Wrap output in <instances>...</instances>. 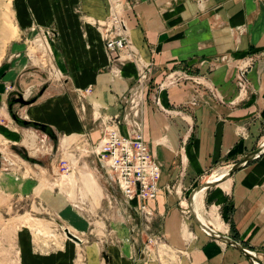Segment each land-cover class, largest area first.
<instances>
[{"label":"crops","instance_id":"obj_1","mask_svg":"<svg viewBox=\"0 0 264 264\" xmlns=\"http://www.w3.org/2000/svg\"><path fill=\"white\" fill-rule=\"evenodd\" d=\"M111 4L17 0L19 36L37 25L57 37L53 58L62 81L36 78L20 56L18 64L0 72V116L9 84L35 93V102L20 110L22 119L60 137L100 138L96 129L102 120L123 116L130 107L138 110L145 140L162 164L161 192L148 202L157 214L151 228L164 236L159 256L140 255L143 244L133 241L127 217L141 216L125 209L120 192L122 214L106 220L104 192H83L89 211L81 205V213H75L61 199L59 213L64 228L81 231V243L60 237L37 253L30 234L21 233V264H255L188 216L192 192L165 190L179 180L189 188L206 170L233 165L263 144L264 0H122L135 54L114 61L99 27L108 21ZM22 49L14 43L8 52L13 56ZM242 68H248L243 89L238 83ZM125 98L134 103L126 104ZM224 183L222 192H206L225 230L221 224L222 231L213 228L264 264V153Z\"/></svg>","mask_w":264,"mask_h":264},{"label":"rangeland","instance_id":"obj_2","mask_svg":"<svg viewBox=\"0 0 264 264\" xmlns=\"http://www.w3.org/2000/svg\"><path fill=\"white\" fill-rule=\"evenodd\" d=\"M16 4L17 0H0V22L8 31L7 37L0 36V72L18 64V59L22 56L36 78L47 82H61L60 70L54 62L52 49L57 37L53 31L37 25L31 26L29 32H21L19 36ZM14 43L20 44L23 49L21 53L12 56L8 50ZM3 62L4 65L1 67ZM6 89L9 97L4 104L5 108L3 106V115L0 116V264H21L19 245L21 233L30 234L37 253H41L45 247L56 245L60 237L65 238L64 224L59 221L61 199L68 201L73 212L81 213L82 209L79 206H84L83 192H104L101 209L107 210L103 212L106 215L103 216L105 220L122 214L118 206H121L123 200L118 187L109 184V178L91 153L104 134L100 125L96 129L100 132V138L86 139L87 137L57 135L58 139L55 141L46 133L35 130L34 125L26 128L13 119V116L22 119L20 110L26 107L20 105L18 98L32 102L35 93H29L30 88L18 90L10 84ZM14 147H25L26 155L29 154L37 161L26 159V156L15 151ZM231 166L229 164L213 166L203 172L189 188L179 180L173 185L174 189L167 187L165 192L173 190V192H193L214 178L217 171L229 170ZM225 184L204 190L202 201L205 215L209 218L216 217L219 225L222 226L218 215L219 208L212 202H207L206 192H217V190L222 192ZM109 199L112 200V205H109ZM85 208L89 211L87 207ZM186 211L188 216H192L188 207ZM88 214L90 218L94 216L91 210ZM127 221L130 222L134 240L137 238L138 230L143 228L144 219L131 213ZM223 230H225L224 226ZM70 231L76 236L81 233L79 230ZM139 243L142 244V239Z\"/></svg>","mask_w":264,"mask_h":264},{"label":"built area","instance_id":"obj_3","mask_svg":"<svg viewBox=\"0 0 264 264\" xmlns=\"http://www.w3.org/2000/svg\"><path fill=\"white\" fill-rule=\"evenodd\" d=\"M111 1L112 10L108 21L99 23V27L105 29L103 37L106 52L110 61L122 59L123 54L127 59H132L135 52L122 17V0ZM247 72L248 68L239 69L238 83L242 89L248 84ZM141 78H147L146 71L141 73ZM125 103L132 105L134 101L127 100ZM100 126L104 134L91 153L109 178V184L118 187L124 198L125 209L135 211L144 219V227L138 230L137 238L133 240L138 244L142 239L140 255L145 258L159 256L156 252L162 247L164 236L151 228L157 214L148 206V202L156 201L161 192L159 181L162 164L152 154L145 140L139 112L130 107V111L123 116L102 120ZM135 202L137 204L133 205ZM109 205H112L111 199Z\"/></svg>","mask_w":264,"mask_h":264},{"label":"water","instance_id":"obj_4","mask_svg":"<svg viewBox=\"0 0 264 264\" xmlns=\"http://www.w3.org/2000/svg\"><path fill=\"white\" fill-rule=\"evenodd\" d=\"M18 102L20 103L21 106H28V105H31L32 103H34L35 100L32 102H28V101L24 100V98H18ZM13 119L18 121L19 117L13 116ZM29 123L30 122H28V121H23V125H25V126H28ZM33 125H34L33 127L35 130H40V131L46 133L48 136H50V138H52L55 141L58 139L57 135H55L54 132L51 133L48 130L49 128H47L45 125H40V124H36V123H33ZM14 150L17 151L18 153H23L26 156V159H31L32 161H37L36 159L31 158V156L29 154L26 155L27 151H26L25 147H21V148L14 147ZM263 153H264V143L261 146H259L255 151H253L250 154H248L247 156H245L242 160L233 164L229 168V170H228L227 174L224 176L223 180H221L220 182H217L215 180H208L206 183H204L201 186H199L198 188H196L192 192V195L190 196V200H189L190 212H191L194 220L197 222L199 227L202 228V230H204L209 236L215 238L216 240H219L223 243L232 245V246L236 247L237 249L241 250L255 264H263V263L259 259V257L256 254H254V252H251L249 249L242 246L236 240H233L232 238H229V237L222 235L221 233L215 231V229L213 227L209 226L207 223H204L199 218L196 207H195V197L198 193H201L203 190L215 187L216 185H219V184L227 181L228 179H230L232 177V175L236 171L242 169L243 167L248 165L253 160L259 158ZM0 159H1V155H0ZM0 170H1V165H0ZM64 233L71 240H73L77 243H81V239L78 236H76L75 234L71 233V231L68 228L64 229Z\"/></svg>","mask_w":264,"mask_h":264},{"label":"bare ground","instance_id":"obj_5","mask_svg":"<svg viewBox=\"0 0 264 264\" xmlns=\"http://www.w3.org/2000/svg\"><path fill=\"white\" fill-rule=\"evenodd\" d=\"M2 35H3V37H7L8 31L6 28L3 27V24L0 22V36H2ZM23 121H26V120L20 119V118L18 119V122H20L22 124H23ZM28 126H30V125H28ZM28 126H25V127H28ZM227 172H228V169L219 170L216 172L215 177L212 178L211 180H215L217 182H220L221 180H223V178L227 174ZM221 184H224V182ZM203 196H204V190L201 193H198L195 197V207H196L199 218L204 223H207L208 225H211L212 227H215L216 229L222 231L221 225H219L218 219L216 217H210L209 218L205 215V212H204L203 207H202V201L204 198Z\"/></svg>","mask_w":264,"mask_h":264},{"label":"trees","instance_id":"obj_6","mask_svg":"<svg viewBox=\"0 0 264 264\" xmlns=\"http://www.w3.org/2000/svg\"><path fill=\"white\" fill-rule=\"evenodd\" d=\"M29 125H30V126H33V124H30V123H29ZM49 131H50V130H49ZM28 160H29V159H28ZM30 160H31V159H30ZM31 161H32V160H31Z\"/></svg>","mask_w":264,"mask_h":264}]
</instances>
